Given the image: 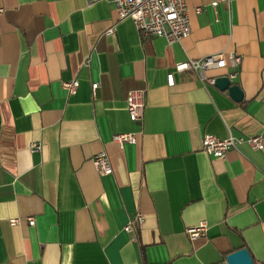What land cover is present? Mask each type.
Listing matches in <instances>:
<instances>
[{
    "label": "crops",
    "instance_id": "obj_1",
    "mask_svg": "<svg viewBox=\"0 0 264 264\" xmlns=\"http://www.w3.org/2000/svg\"><path fill=\"white\" fill-rule=\"evenodd\" d=\"M211 1L186 0L191 32L168 42L141 39L109 0H0V264H226L242 247L264 264V147L217 158L201 145L207 133L264 136V0ZM219 52L238 68L207 75L236 70L239 101L175 70ZM131 90L144 91L140 123ZM128 132L135 143L112 142ZM100 151L110 174L91 162Z\"/></svg>",
    "mask_w": 264,
    "mask_h": 264
},
{
    "label": "built area",
    "instance_id": "obj_2",
    "mask_svg": "<svg viewBox=\"0 0 264 264\" xmlns=\"http://www.w3.org/2000/svg\"><path fill=\"white\" fill-rule=\"evenodd\" d=\"M96 0H89L92 3ZM113 6L118 20L130 18L141 39H151L159 36L164 37L168 42H180L186 38L191 32V24L188 15V7L186 0H109ZM218 0H212L211 6L215 7ZM201 7H195V12H200ZM2 9L0 8V12ZM114 26L109 27L105 33L112 34ZM240 56L222 52L211 54L197 59H189L185 62L178 63L175 66L176 71L184 69L193 70L202 82L214 84L216 76L207 75L210 69L224 68L227 65L237 69L240 64ZM237 71L228 72L225 76L233 82ZM167 84H173V76L167 74ZM78 82H63V86L73 92L77 87ZM98 84L92 83V93L95 92ZM144 91L131 90L126 96V109L131 121L140 123L143 119L144 112ZM112 142L122 147L125 143H135V133H115L112 136ZM246 142L255 149L264 147V136L261 134L251 137L233 136L229 134L225 138H220L214 134H204L201 138L202 149L209 155L217 158H224L226 153L236 148L239 143ZM41 148L40 144L32 142L30 150L35 151ZM91 162L96 170L101 175L112 173V166L105 151L95 153L91 157ZM18 221L17 218H11L10 224L14 225ZM144 222V217L137 212L129 218L128 222L123 226L126 232H135L138 227ZM28 224L33 225L32 217L28 218ZM206 229L205 222H200L198 225L188 228L186 231L190 238H195L204 234Z\"/></svg>",
    "mask_w": 264,
    "mask_h": 264
},
{
    "label": "water",
    "instance_id": "obj_3",
    "mask_svg": "<svg viewBox=\"0 0 264 264\" xmlns=\"http://www.w3.org/2000/svg\"><path fill=\"white\" fill-rule=\"evenodd\" d=\"M214 85L222 90H227L229 95L236 101L242 98V92L238 85L231 83L226 76L216 77ZM225 259L226 264H254L248 250L244 247L230 252Z\"/></svg>",
    "mask_w": 264,
    "mask_h": 264
}]
</instances>
